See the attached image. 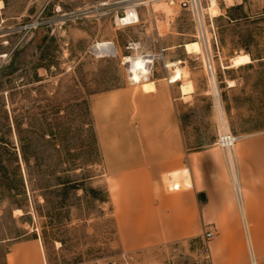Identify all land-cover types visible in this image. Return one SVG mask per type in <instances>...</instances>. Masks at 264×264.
<instances>
[{"label": "rangeland", "instance_id": "374dc122", "mask_svg": "<svg viewBox=\"0 0 264 264\" xmlns=\"http://www.w3.org/2000/svg\"><path fill=\"white\" fill-rule=\"evenodd\" d=\"M0 2V264H10L6 253L27 240H35L42 264L39 245L45 264H201L209 244L232 236L218 238L216 222L232 225L238 207L232 172L238 176L245 161L235 159L233 149L241 139L252 138L255 151L263 148L253 164L264 169V0H215L214 12L210 0H202L220 41L215 79L203 51L187 53L185 46L196 40L193 21L177 5L154 2L153 13L139 5V22L120 25L115 18L129 4L121 0ZM98 41L116 52L96 54L91 48ZM161 49L163 58L138 82L157 80L168 89L182 148L177 170L202 175L210 187L209 222L197 236L140 248V218L130 215L135 203L111 202L99 182L140 181V175L136 168L108 173L94 117L114 89L131 91L125 104L140 90L123 57L143 60ZM238 54L249 55L250 63L228 67ZM123 120L122 128L108 129L120 130L112 141L130 152L140 141L131 134L138 127L135 116ZM222 131L239 137L233 164L229 150L215 143ZM168 178L162 176L160 186L166 196L190 189L179 178L180 190L170 191ZM238 182L243 189L247 181ZM249 183L264 189V181ZM198 197L200 204L207 200ZM218 209L228 214L218 219L212 212Z\"/></svg>", "mask_w": 264, "mask_h": 264}, {"label": "crops", "instance_id": "0c3cea01", "mask_svg": "<svg viewBox=\"0 0 264 264\" xmlns=\"http://www.w3.org/2000/svg\"><path fill=\"white\" fill-rule=\"evenodd\" d=\"M153 82L155 91L145 92L140 87L137 95L129 99L127 104L124 100L131 91L124 86L114 89L112 97L102 104L94 117L95 131L108 173L136 168L140 175V181H99L104 185L111 202L135 203V213L130 215L140 218V238L137 240L140 248L170 239L197 236L209 222L207 203L211 189L202 175L199 178L190 175L192 185L183 193L166 196L163 187L160 188L162 176L177 170L183 160L182 148L178 144L176 111L169 91L159 81ZM121 89L126 90V93L118 97ZM109 104H113V109L107 113ZM114 114L120 117L111 118ZM133 116L138 130H132L131 134L135 139L140 138V141L134 142L136 146L129 152L128 148L117 146L112 141L113 137L119 136L120 130H111L108 126L115 125L120 129L126 124L123 119ZM252 142L250 137L241 139L233 149L235 159L238 157L240 161H245L244 167L238 164V180L247 182L242 184L243 189L240 186V203L232 210V225L225 221L216 222L218 238L221 234L231 233L232 236L209 244L212 264H264V189L249 183L264 181V169L259 165L254 168L253 164L256 161L254 157L260 159L263 148L256 149V152ZM172 183L180 184L177 181ZM198 195H205L207 200L200 204ZM212 212L218 219L228 214L220 209ZM127 215L119 214L120 217ZM127 243L131 244L129 241ZM39 250L45 264L41 245ZM38 254L35 240L17 242L14 251L6 253V261L10 264H42Z\"/></svg>", "mask_w": 264, "mask_h": 264}, {"label": "built area", "instance_id": "2783aa9c", "mask_svg": "<svg viewBox=\"0 0 264 264\" xmlns=\"http://www.w3.org/2000/svg\"><path fill=\"white\" fill-rule=\"evenodd\" d=\"M131 4L127 9L123 10L121 15L119 16L120 25H131L139 22V12L138 6H143V8L148 9L151 8L152 13V4L156 1H163L166 4L172 6L177 5L182 9L187 10L192 18L193 27L195 31V39L199 42V45L205 55V69L210 74L213 75L215 73L214 61L213 58L219 55L220 52V41L217 34V30L213 24L211 18L206 21V15L203 13L202 8V0H121ZM128 11V12H127ZM118 17V16H116ZM115 22V23H116ZM114 48V46L109 42L106 48ZM129 49H131V46ZM104 47V50H106ZM116 52V49L114 50ZM212 51H215L213 54ZM164 49H161L160 52L154 54H143L142 57H150L151 61L154 63V60H159L163 58ZM108 52H106L107 54ZM152 62L151 67H152ZM239 140V137L230 131H222L217 134L216 145L222 150H229L234 147V145ZM172 190L179 191L180 184L173 183L170 185ZM167 189L170 190L167 186ZM207 239H211L213 237L212 231H206L204 233ZM201 264H212L211 258L209 254H206L205 257L202 258Z\"/></svg>", "mask_w": 264, "mask_h": 264}, {"label": "bare ground", "instance_id": "6f19581e", "mask_svg": "<svg viewBox=\"0 0 264 264\" xmlns=\"http://www.w3.org/2000/svg\"><path fill=\"white\" fill-rule=\"evenodd\" d=\"M226 1L227 2H231V0H226ZM121 2H124V1H121ZM156 2H159V1H156ZM101 5H108V4H107V2H104ZM130 5L131 4H128V7ZM215 5H216L215 0H210L208 10L210 11V9H213L212 12H214L215 11L214 10V6ZM0 6H2V2H0ZM168 11L170 12L171 10H168ZM118 18L119 17H116L115 18V20L117 22H119V19ZM36 24H38V23H36ZM36 24L34 23V26ZM108 43L109 42H99V41L98 42H95L94 44H92V48L91 49H93V51H95L96 54H101V55H106V52H108V53L109 52L110 53L114 52L115 48H113V47L112 48L111 47L110 48H106ZM104 47L106 48V50H104ZM127 48H130V47H127ZM185 48H186V51H187L188 54H192V53L199 54V53L202 52L201 47L199 45V42L196 41V40L193 41V42L188 43L185 46ZM4 57H5L4 54H0V61L3 60ZM142 58H143V60L138 59V58H133V57H130V56H127L126 55V56L123 57V62L128 67V70H129L128 73H129L130 81L133 84H136V85L139 84L143 91L148 92V91H152V90L155 89L154 82L153 81H145V82H140L139 83L138 81L144 76V72H148V75L151 74L152 67H149V64H148L151 59H148L150 57H142ZM250 61L251 60L249 58V55H247V54H238V55H236V56H234L233 58L230 59V66H228V67H239L241 65H245V64L250 63ZM152 65H153V62H152ZM210 77L212 79H213V77H214V79L216 78L215 77V74L211 75ZM231 85H232V81H229V86H231ZM213 88H214V92H215L216 91V87H215V84L214 83H213ZM125 92H126V90H122L121 89L118 92V97H120L122 95H125ZM115 97L118 98L117 96H115ZM109 105H111V106L109 108H107V113L109 111H111V109L113 107V104H109ZM223 129L224 130H227L225 126H223ZM229 152L230 153L232 152L231 149H229L228 153ZM228 155L229 154H227V156ZM228 159L233 164V154L230 157L228 156ZM167 174H168V177H169L168 178V181H170L171 184H173L172 182H174V181L176 182V180H178L180 178V180L182 181V183L184 185H186L187 187H190L192 185L190 173H189V170L187 168H183V169H180V170L171 171L170 173H167ZM168 181H166V183ZM238 181H239L238 180V176L232 172L233 188L235 190V194H236V198L238 200V203H240L239 202V199H240V195H241L242 191H241V187H240V184H239ZM170 185L168 186V188L170 189V191L175 192L174 190H172V188L170 187Z\"/></svg>", "mask_w": 264, "mask_h": 264}, {"label": "water", "instance_id": "95a60500", "mask_svg": "<svg viewBox=\"0 0 264 264\" xmlns=\"http://www.w3.org/2000/svg\"><path fill=\"white\" fill-rule=\"evenodd\" d=\"M1 62V61H0Z\"/></svg>", "mask_w": 264, "mask_h": 264}]
</instances>
